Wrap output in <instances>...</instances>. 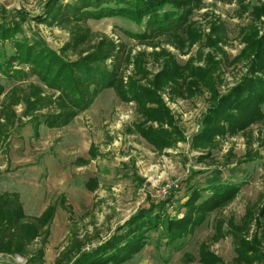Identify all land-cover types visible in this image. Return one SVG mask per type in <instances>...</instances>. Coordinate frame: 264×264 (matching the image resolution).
Wrapping results in <instances>:
<instances>
[{
    "label": "rangeland",
    "instance_id": "1",
    "mask_svg": "<svg viewBox=\"0 0 264 264\" xmlns=\"http://www.w3.org/2000/svg\"><path fill=\"white\" fill-rule=\"evenodd\" d=\"M44 1L0 0V14L3 9H22L36 14L42 10ZM263 11L264 0H202L190 22L192 30L202 35L193 44L190 31L180 33L185 37L181 43L169 35L158 36L150 43L142 42L131 37L128 31H141L143 25L113 17L89 19L72 27L31 18L23 27L28 36H40L58 51L71 42L79 30L91 31V43L107 36L122 47L121 69L125 82L135 73L138 54L143 55L145 70L150 73L148 77L162 67L166 56L161 55L163 50L179 64L192 60L198 67H205L208 55L212 54L220 63L212 76L216 79L217 91L223 94L247 69V60L234 59L245 45L243 29L255 24L260 34L264 32ZM214 24L221 26L218 33L212 34L213 38L219 35L221 49L209 46L207 39ZM90 47L91 44L85 43L79 51L84 54ZM67 57L77 59L79 52L69 51ZM1 81L6 86L5 93H11L14 85L21 84L24 91L19 94H26L32 83L44 87L46 95L53 92L37 76H30L21 83L5 77H1ZM142 82L145 83L143 79ZM160 94L185 136L162 152L134 131L139 121L134 101H122L112 88L103 90L90 108L62 127H49L43 122L37 126L29 120L30 116L21 115L23 103L15 105L22 119H16L6 133L0 134L3 135L0 139V191L19 194L28 221L56 203L61 194L66 197V206L57 202L55 216L48 226L50 234L44 242L40 236L27 244L25 254L0 253V264H73L82 251L107 240L119 225L152 201L171 198L168 211L181 213L180 205L190 186L195 183L206 186L211 177L216 181L238 182L241 189L231 202L210 213L202 225L178 242L167 244L162 232H150L145 248L120 264H202V244L216 254L222 264H239L230 223L245 226V240L254 242L258 215L264 203V118L235 134L218 137L211 148L197 149L191 142L193 135L201 130L204 114L212 103L210 91L203 89L193 96L175 99L168 89ZM53 109L44 106L36 113L46 114ZM0 121H4L1 112ZM91 149L96 153L94 157ZM207 151L210 156L202 159L200 156ZM92 178L98 182L94 190L87 186ZM174 182L178 186H174ZM165 188L168 189L166 194ZM248 211L252 213L251 218L245 216ZM217 228L221 231L216 232ZM254 244L261 257L253 259L251 264H264V240L258 239ZM41 248L42 253L38 252ZM250 253L254 256L253 251Z\"/></svg>",
    "mask_w": 264,
    "mask_h": 264
},
{
    "label": "trees",
    "instance_id": "2",
    "mask_svg": "<svg viewBox=\"0 0 264 264\" xmlns=\"http://www.w3.org/2000/svg\"><path fill=\"white\" fill-rule=\"evenodd\" d=\"M201 1L45 0L42 10L36 14L22 9H3L0 14V112L4 121H0V134L6 133L15 120H21L22 116H30L29 120L37 126L42 122L49 127L68 125L81 112L90 108L103 90L110 88L122 101H134L139 116L134 131L160 152L185 139L170 108L161 98L160 92L166 89L173 99L193 96L203 89L210 91L212 103L204 114L201 130L193 135V148H211L216 145L218 137L235 134L261 121L264 118V32L260 34L255 24L243 29L245 45L234 59L247 60V69L241 79L223 94L217 91L216 79L212 76L220 64L212 54L208 55L205 67H198L192 60L179 64L168 51L163 50L161 55L166 56L163 57L162 67L151 77L145 70L143 55L138 54L135 73L125 82L121 69V58L124 57L122 47L107 36L91 43V31L88 28L79 30L73 35L72 41L58 51L40 36H28L23 27L31 18L50 25L76 26L89 19L113 17L143 25L141 31H128L131 37L142 42L150 43L158 36L169 35L181 43L185 37L180 36V33L190 31L193 32V35L190 34V43L193 44L202 36L200 32L192 30L190 23ZM220 28L216 24L211 26L212 33L207 38L209 46L221 49L219 35L212 37ZM85 43L91 44V47L82 54L79 49ZM72 50L79 52L77 59L67 57V53ZM125 58L128 59V56ZM30 76H37L53 92L46 95L43 93L44 87L32 83L26 94H19V91H24V85L21 84L14 85L11 93H5L6 86L1 77L21 83ZM20 102L24 106L22 116L15 110V105ZM44 106L54 109L46 114L36 113ZM90 153L93 157L96 154L92 149ZM203 154L200 156L202 159L210 156L209 151ZM210 179L206 186L196 183L190 186L180 205L183 210L181 213L172 214L168 211L171 198L152 201L119 225L107 240L82 251L73 264L123 263L145 248L150 240L149 233L153 231L162 232L167 244L178 242L202 225L210 213L231 202L241 189L238 182ZM97 185V179L94 178L87 183L91 190ZM204 192L209 193L204 195ZM59 201L63 205L66 203L64 194L60 195ZM57 202L28 221L19 194L0 191V253L25 254L27 244L40 236H43L44 242L50 234L48 226L55 216ZM251 215L248 211L245 216L251 218ZM256 224L254 242H248L246 233L243 236L246 227L230 223V234L240 257L237 258L239 264H251L253 259L261 257L254 243L258 239L264 240V203ZM217 231L221 229L217 228ZM42 251L41 248L38 252ZM250 251H253L254 256ZM29 259L34 260L33 257ZM200 261L202 264L223 263L204 244L200 249Z\"/></svg>",
    "mask_w": 264,
    "mask_h": 264
},
{
    "label": "built area",
    "instance_id": "3",
    "mask_svg": "<svg viewBox=\"0 0 264 264\" xmlns=\"http://www.w3.org/2000/svg\"><path fill=\"white\" fill-rule=\"evenodd\" d=\"M173 185H174V186H178V184H177L176 182H174ZM164 193H165V194L168 193V189H167V188L164 189Z\"/></svg>",
    "mask_w": 264,
    "mask_h": 264
}]
</instances>
